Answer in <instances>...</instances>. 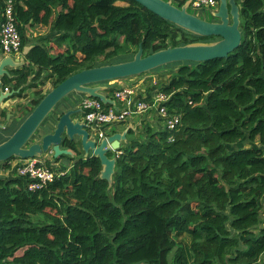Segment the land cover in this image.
I'll return each mask as SVG.
<instances>
[{"label":"trees","instance_id":"1","mask_svg":"<svg viewBox=\"0 0 264 264\" xmlns=\"http://www.w3.org/2000/svg\"><path fill=\"white\" fill-rule=\"evenodd\" d=\"M9 1L21 52L32 46L15 87L38 89L33 107L47 94L45 79L54 88L83 70L130 61L140 45L150 55L220 39L134 0L0 5ZM238 4L242 45L226 58L164 66L175 72L159 90L180 123L173 131L145 125L141 138L131 129L109 153L117 159L111 187L94 157L68 160L71 169L36 192L18 177L12 186L0 181V264H264V0ZM38 26L50 31L31 45L27 27Z\"/></svg>","mask_w":264,"mask_h":264},{"label":"water","instance_id":"2","mask_svg":"<svg viewBox=\"0 0 264 264\" xmlns=\"http://www.w3.org/2000/svg\"><path fill=\"white\" fill-rule=\"evenodd\" d=\"M157 14L161 18L178 27L200 37H217L212 43H193L184 46L168 47L153 54L145 55L142 45L139 46L134 58L130 61L104 65L86 69L72 76L58 86L49 90L33 111L22 121L13 135L0 144V163L12 159L40 158L42 154L54 151V158L61 155L74 154L69 150H61L63 134L73 142L79 139L85 157L98 158L102 165L100 178L108 182L111 187L114 182L117 159L109 153L119 151L122 143L128 140L130 127L114 133L98 141L91 136L94 129L85 122L76 121L83 115L82 109L73 108L74 95H86L101 100L105 105L116 103L107 97L105 83L143 75L166 65L178 62H207L214 59L228 57L242 45L243 32L241 30V11L238 0H218L219 8L213 13L214 21L204 20L188 11L190 0L179 7L172 0H134ZM29 46V45H28ZM32 46L25 47L22 55H27ZM0 110L16 93L4 87L5 79H13L11 71L25 64L22 56L17 59L0 54ZM19 61L21 63H19ZM7 83V82H6ZM67 101V102H66ZM75 101V100H74ZM66 102V103H65ZM63 103L65 109L59 111L55 120L54 132L42 136L39 142L26 147L30 139L40 131V128L50 118L59 105ZM73 106V105H72ZM9 123V120H8ZM9 124H1L0 129H6ZM1 234V219H0Z\"/></svg>","mask_w":264,"mask_h":264},{"label":"built area","instance_id":"3","mask_svg":"<svg viewBox=\"0 0 264 264\" xmlns=\"http://www.w3.org/2000/svg\"><path fill=\"white\" fill-rule=\"evenodd\" d=\"M189 1V0H188ZM195 8H210L218 10L217 0H190ZM214 11V12H215ZM23 39L17 27L14 15V4L9 1L0 5V53L8 56H17L21 53ZM122 80V79H121ZM118 83L113 93L116 107L105 105L101 100L84 96L80 107L83 111L85 123L90 125L100 140L112 131V125L122 124L135 116H144L147 113H156L164 123V127L173 131L180 123L179 116H170L166 107L170 96L161 90H156L152 97L142 93L140 85H123L120 80L109 82ZM107 87H109L107 85ZM108 97V96H107ZM11 166V173L26 182L27 189L36 192L45 188L67 172L66 168H58L47 162L44 157L16 159Z\"/></svg>","mask_w":264,"mask_h":264},{"label":"rangeland","instance_id":"4","mask_svg":"<svg viewBox=\"0 0 264 264\" xmlns=\"http://www.w3.org/2000/svg\"><path fill=\"white\" fill-rule=\"evenodd\" d=\"M175 5H178V3L176 1H172ZM119 5L120 6H126L125 3L123 2H119ZM216 9H210V8H195L193 7V5H190L188 7V11L194 15H197L198 17L204 19V20H207L209 22L211 21H214L215 18L213 16V13ZM50 31V28L49 27H46V26H39V27H35V28H29L28 29V32H27V39H28V43L33 45L35 42H36V39L38 37H40L41 35L45 36L49 33ZM122 41V39L120 40V42ZM29 47V46H27ZM134 48V47H133ZM54 50L52 51L53 54H57L59 53L60 51H62L61 49H58L56 47L53 48ZM135 49V48H134ZM23 54V53H21ZM175 70H172V69H169V68H159V69H156V71H152V72H148V73H145L143 75H139V76H136V77H131V78H128V79H122L120 80V83H122L123 85H136V84H140V86L142 87L141 88V91L142 93H147L148 89H151L153 86L157 85V89L156 90H159L161 89L163 86L167 85L171 79V77L173 76ZM48 75V74H47ZM47 75H43V78L47 77ZM45 84L42 85V86H45L47 87L48 84H51V80H48V79H45L43 81ZM143 83V84H141ZM146 84V85H145ZM106 85V83L104 84ZM107 85L109 87H118L119 84L118 83H114V85H110V83L108 82ZM144 85V86H143ZM52 86V85H51ZM47 92V91H46ZM81 96V95H79ZM84 96V95H83ZM81 104V103H80ZM31 109V106L29 107V109L26 111L25 115L27 116L29 112L33 111L34 107L32 108V110L30 111ZM59 114V111H56V112H53L52 115L50 116V118L47 120V122L43 125V128L40 129L38 135L35 137V139L32 141V142H35L36 140H38L40 138V136L44 133L45 129L47 128V125L48 126H51L52 124L51 123H54L57 116ZM144 118H146L148 120V122H150L152 125H154L155 128H163V125L162 122H161V119L159 117L158 114L156 113H147L145 114L144 116H142ZM25 119V118H24ZM22 119L20 122H18L17 124L15 123V126L12 130H9V127L6 128L7 130H4V129H0V143L6 141L13 133L14 131L19 127V125L22 123V121L24 120ZM76 121H81V122H85V118H84V115H82L80 118L78 119H74ZM51 124V125H50ZM124 124H114L112 125V131H117V130H121L123 129ZM143 131H144V126H141L138 130V134L137 136L139 138H141L140 136L143 135ZM74 160V159H72ZM17 160L16 159H13V160H10L8 161V165L10 164L11 166H13L15 164ZM74 161H72L73 163ZM71 169V166L69 165V167L67 168V172ZM13 173H11L10 170H5V169H1V166H0V175H2L3 177H5L4 179L8 182V185L12 186L11 184H13L11 182V180L15 179L14 175H12ZM186 241H189L188 238H186ZM23 254V250H20L16 253V256H21Z\"/></svg>","mask_w":264,"mask_h":264},{"label":"flooded vegetation","instance_id":"5","mask_svg":"<svg viewBox=\"0 0 264 264\" xmlns=\"http://www.w3.org/2000/svg\"><path fill=\"white\" fill-rule=\"evenodd\" d=\"M1 56V55H0ZM19 63H21L19 61ZM29 68V63L28 61L26 60L25 58V64L23 66H20L16 69H13L11 71V74H12V77L13 79H5V84H4V87L7 88L8 91H15V95L10 99V100H13V99H16V102L12 108V111L10 112H7L5 114V122L4 123H1V124H9V130H12V128L14 129V126H15V123L17 124V120L18 118H20L21 120L26 118L31 112L28 113V115L26 116L25 113L26 111L29 109V107L31 106V109H32V100L35 98V95H36V91L38 90L37 88H29V89H26L24 86L22 87H19L18 89L15 87L16 83H17V78L22 76V74L24 72H27V69ZM37 71V69H36ZM33 77H31L29 79V82H31ZM11 80V81H10ZM7 82V83H6ZM76 96V95H74ZM73 96V97H74ZM67 102V101H66ZM65 102V103H66ZM65 103L63 105V103H61L59 105V107L57 108L56 111H60V110H63L65 107ZM81 109V107H79ZM78 108V109H79ZM55 111V112H56ZM5 111L3 110H0V117L4 116ZM59 115V114H58ZM8 120H9V123H8ZM47 122V121H46ZM45 124V123H44ZM43 124V125H44ZM52 124V125H51ZM50 125L51 126H48L47 125V128L45 129L44 133L40 136V138L38 140H36L35 142H32L35 137L38 135L39 132H37L29 141V143L26 145V147H28L29 145L33 144V143H36V142H39L42 138V136H44L45 134H50V133H53L54 132V126H55V122L54 123H51ZM43 125L41 128H43ZM8 128V127H7ZM40 128V129H41ZM4 130H7V129H4ZM13 135V134H12ZM11 135V136H12ZM10 136V137H11ZM9 137V138H10ZM8 138V139H9ZM7 139V140H8ZM5 142V141H4ZM3 143V142H2ZM1 144V143H0ZM60 149L61 150H69L71 151L73 154H74V157L71 158L69 155H61L58 159H55L54 158V151H49L47 153H44L42 154V157H44L45 159H47V162L49 164H52L54 165L55 167H58V168H68L69 165H70V162L71 161H74L76 162L77 160L81 159V158H85V153L83 151V148H82V145H81V142L79 139H75L73 142H71L67 136L65 134H63V141L60 145ZM88 158H92L91 156L88 157ZM74 159V160H72ZM13 160V159H12ZM70 162H69V161ZM10 161V160H9ZM0 166H1V169H5V170H10L11 169V166L10 164L8 165V161L6 162H1L0 163ZM5 178L3 177L2 175H0V181Z\"/></svg>","mask_w":264,"mask_h":264},{"label":"crops","instance_id":"6","mask_svg":"<svg viewBox=\"0 0 264 264\" xmlns=\"http://www.w3.org/2000/svg\"><path fill=\"white\" fill-rule=\"evenodd\" d=\"M39 27V26H38ZM30 27H27V31L26 32H28V29H29ZM33 28V27H32ZM37 28V27H36ZM38 40V42L40 41L39 39H37ZM37 40H36V42L35 43H38L37 42ZM34 43V44H35ZM21 53H23V52H21ZM19 54V55H17V56H13V57H16L17 59H20L22 56L24 57V59L26 58V60L28 61V63L30 62L29 60H28V58H27V55H22V54ZM1 54V53H0ZM37 69V68H36ZM11 81V80H10ZM141 84H143V83H141ZM136 85H140V84H136ZM146 85V84H145ZM128 86H133V85H128ZM144 86V85H143ZM45 91H49V90H51V89H53V86H51V84H48V86L47 87H44L43 88ZM156 89H157V87H156ZM156 89H154L153 91H155ZM83 95H81V96H79V95H76V96H74V97H72V99H74V100H72L73 101V106L71 105V107H73V108H79L80 107V103H81V101H82V99H83ZM15 102H16V99H13V100H9V101H7L5 104H3V106H2V109L1 110H3V111H5L4 112V116H2V117H0V123H4L5 122V114L7 113V112H10V111H12V108H13V106H14V104H15ZM66 106H67V108H68V106H70L69 105V103L68 104H65ZM65 107V106H64ZM65 109V108H64ZM80 109V108H79ZM8 114V113H7ZM21 119L20 118H18V120H17V123L20 121ZM161 122H162V124H164L163 123V121L161 120ZM126 124L124 125V127H123V129H121V130H117V131H123V130H125V129H127V128H129L130 127V130L131 129H133V131H135V132H137L138 130H139V128L141 127V126H145V125H152L150 122H148V120L146 119V118H144V117H142V116H135V117H133V118H130L128 121H126L125 122ZM122 124H124V123H122ZM152 126H154V125H152ZM129 130V131H130ZM117 131H113V132H117ZM112 132V131H111ZM122 145H123V143H122Z\"/></svg>","mask_w":264,"mask_h":264},{"label":"clouds","instance_id":"7","mask_svg":"<svg viewBox=\"0 0 264 264\" xmlns=\"http://www.w3.org/2000/svg\"><path fill=\"white\" fill-rule=\"evenodd\" d=\"M218 1V0H217ZM218 3H219V1H218ZM218 8H219V6H218ZM218 11V10H217ZM217 11H215V12H217ZM85 96V95H84ZM112 106V105H111ZM109 133H113V132H109ZM108 133V134H109ZM91 136L93 137V138H96L97 139V133H96V131H93L92 132V134H91ZM98 140V139H97ZM101 140V139H100ZM100 140H98V141H100ZM67 169V168H66Z\"/></svg>","mask_w":264,"mask_h":264}]
</instances>
